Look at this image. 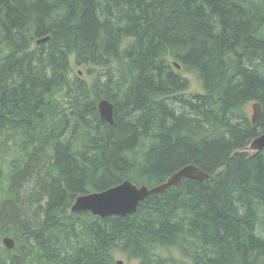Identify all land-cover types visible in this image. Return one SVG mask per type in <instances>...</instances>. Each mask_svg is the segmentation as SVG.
<instances>
[{
    "label": "trees",
    "instance_id": "trees-1",
    "mask_svg": "<svg viewBox=\"0 0 264 264\" xmlns=\"http://www.w3.org/2000/svg\"><path fill=\"white\" fill-rule=\"evenodd\" d=\"M263 133L264 0H0V264H264ZM192 164L135 214L71 213Z\"/></svg>",
    "mask_w": 264,
    "mask_h": 264
},
{
    "label": "water",
    "instance_id": "water-1",
    "mask_svg": "<svg viewBox=\"0 0 264 264\" xmlns=\"http://www.w3.org/2000/svg\"><path fill=\"white\" fill-rule=\"evenodd\" d=\"M49 37L39 39L37 44L46 43ZM178 69H181L178 66ZM98 110L101 118L110 123H114V105L107 99H102L98 104ZM252 124L257 125L263 113L260 103L253 104ZM252 152L264 150V133L256 137L247 148ZM184 179L195 180L198 182H206L211 179V175L196 165H187L182 167L167 181L159 186L150 188L148 186H137L133 182L127 180L117 186L102 192H95L79 196L71 208V213L89 212L95 217L107 218L111 216L126 217L135 214L141 203L145 202L152 195H161L169 189L178 187ZM3 244L8 250H13L16 241L12 237L3 239ZM118 262L117 264H122Z\"/></svg>",
    "mask_w": 264,
    "mask_h": 264
},
{
    "label": "rangeland",
    "instance_id": "rangeland-1",
    "mask_svg": "<svg viewBox=\"0 0 264 264\" xmlns=\"http://www.w3.org/2000/svg\"><path fill=\"white\" fill-rule=\"evenodd\" d=\"M73 67H74L73 75H75V73L76 74L79 73V76H81L84 80H86L88 82L91 80L92 76L87 74V68L86 67H75V66H73ZM92 74H95V71ZM183 76L190 81V88L187 90L186 94L192 95V94H197V93H203V89H202L200 83L194 78L193 75L183 73ZM253 103L254 102L250 103L247 106L248 115H249V118L251 121H252V117H253V113H254L253 107H252ZM248 152L252 153V151L250 149H248ZM173 254L176 257L180 258V255L177 251H173ZM120 261L123 262L122 264H140V262L138 260H130L124 254H117L115 256L116 264Z\"/></svg>",
    "mask_w": 264,
    "mask_h": 264
},
{
    "label": "bare ground",
    "instance_id": "bare-ground-1",
    "mask_svg": "<svg viewBox=\"0 0 264 264\" xmlns=\"http://www.w3.org/2000/svg\"><path fill=\"white\" fill-rule=\"evenodd\" d=\"M254 111V110H253Z\"/></svg>",
    "mask_w": 264,
    "mask_h": 264
}]
</instances>
